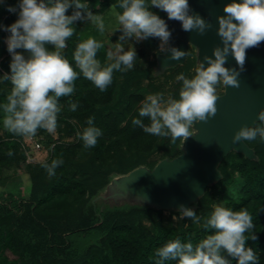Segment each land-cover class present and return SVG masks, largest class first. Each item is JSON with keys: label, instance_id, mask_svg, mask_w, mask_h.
Returning <instances> with one entry per match:
<instances>
[{"label": "trees", "instance_id": "obj_1", "mask_svg": "<svg viewBox=\"0 0 264 264\" xmlns=\"http://www.w3.org/2000/svg\"><path fill=\"white\" fill-rule=\"evenodd\" d=\"M87 2L89 6L99 5L93 11L106 20L111 12L122 11L111 8L119 0ZM9 5L17 6L18 0L0 3V24L4 26L18 18L17 13L7 10ZM73 10L69 8L66 14L71 15ZM152 11L166 22V12L155 6ZM85 21L74 22L76 31L63 50L78 73L72 54L76 44L84 40L81 26ZM8 35L0 28V77L10 74ZM102 44L97 59L104 66L110 63L109 49ZM156 48L158 38L143 40V45L135 49L134 67L126 72L114 71L112 83L103 92L81 74L74 82V93L58 100L61 111L57 116V138L53 139V133L44 129L37 130L52 143L44 159L27 161L29 150L36 148L35 142L30 146L22 136L6 130L0 134V264H156L155 250L168 240L179 238L183 243L195 245L210 234L211 230L203 225L216 195L225 201L226 207L248 209L256 226L253 230L256 239L246 240V246L253 248L259 264H264V141L259 137L246 142L254 149L256 158L230 151L218 166L221 177L207 185L203 194L191 203V209L201 217L199 224L181 218L176 208H170V213L164 215L165 209L130 195L116 200L106 196L114 177L141 165L152 168L159 160L183 152L182 139L173 144L170 136L145 133L132 123L133 118H140L139 108L148 95L163 93L166 99L169 96L178 99L183 82L177 77L183 73L191 78L198 66L191 47L184 63L160 72L156 58H148L150 52L154 51L155 56L160 52ZM17 51L28 55L23 49ZM11 87L10 81L0 78V104L5 102ZM73 102L78 105L76 111L69 108ZM89 117H94V126L102 130V135L95 147L85 149L77 132L88 127ZM140 119L146 125L150 123L147 118ZM9 151L13 155L9 156ZM57 158L63 163L50 176L41 162L50 163ZM10 170L11 173L7 172ZM19 170L26 173L29 190L24 188L22 179L8 180V174ZM12 221L17 236L4 226ZM223 254L231 264H237L226 252Z\"/></svg>", "mask_w": 264, "mask_h": 264}, {"label": "clouds", "instance_id": "obj_2", "mask_svg": "<svg viewBox=\"0 0 264 264\" xmlns=\"http://www.w3.org/2000/svg\"><path fill=\"white\" fill-rule=\"evenodd\" d=\"M4 3V0H0ZM167 13L170 20L181 22L186 32L195 31L204 35L212 28L211 23L199 14L190 11L189 0H119L111 8L114 11L117 27L121 35L115 43V51L107 52L110 63L102 66L97 59L98 50L104 45L94 38H88L76 44L73 59L79 73L63 55L68 47L66 41L76 29L74 22L86 20L96 26L103 34L106 29L101 14H94L87 0H18L17 6L9 5L7 10L17 13L18 18L10 25L0 24L9 33L6 44L11 55L10 74L5 73L4 81L11 82L5 102L0 104V122L3 128L15 135L33 137L38 129L53 133L57 128V116L61 111L58 100L70 96L75 91L74 82L82 76L91 81L100 91H105L113 81L114 71L126 72L134 67L137 53L129 44V39L137 42L150 37L160 40V52H170L169 59L181 60L187 52L169 45L171 31L164 19L152 11L153 7ZM73 8L71 15H67ZM224 15L217 17L219 36L222 46L213 48V56L205 55L195 69V74L187 78L181 73L177 79L182 81L179 98L163 93L148 95L139 108V117L132 123L140 126L145 133L159 137H171L174 144L178 139L183 142L197 132L192 129L194 122H207L217 113L216 86L238 88L240 71L244 70L246 50L258 47L264 42V0H231L225 4ZM192 47V46H191ZM190 47V48H191ZM17 49H23L24 55ZM235 58L236 68H227V57ZM207 64V67H205ZM222 93V92H221ZM78 105L70 103L71 111ZM260 124L241 126L232 137V142L255 141L257 137L264 141V109L258 112ZM88 127L77 136L83 141L85 149L96 146L102 130L94 126V117L87 120ZM33 142V141H31ZM36 148L40 142L36 141ZM13 155L11 151L7 153ZM63 163L62 159L41 162L48 174ZM181 218H189L195 223L201 222L196 211L183 205L179 208ZM204 228L211 230L199 243H183L179 238L168 240L155 250L156 264L175 261L176 264H231L223 253L237 261V264H259V258L253 248L246 246V240H255L253 217L247 208L233 210L224 204L213 205L212 211L204 221ZM246 233L248 235H246Z\"/></svg>", "mask_w": 264, "mask_h": 264}, {"label": "water", "instance_id": "obj_3", "mask_svg": "<svg viewBox=\"0 0 264 264\" xmlns=\"http://www.w3.org/2000/svg\"><path fill=\"white\" fill-rule=\"evenodd\" d=\"M231 0H189L190 11L199 14L211 23L212 28L204 35L195 31L186 32L181 22L166 19L171 31L169 45L187 52L196 49L198 63L205 55L213 56V48L222 46L216 33L217 17L224 15L225 4ZM239 2V0H237ZM170 52L157 54V69L182 64L181 60L169 59ZM214 58V56H213ZM207 67V64H205ZM227 68L239 71L235 58L227 57ZM240 86H224L217 93V113L207 122H194L196 135L183 142V152L173 158H163L154 167L141 165L112 179L118 189L114 195H130L159 209H179L181 205L192 208V202L203 194L207 185L221 177L219 164L230 151H237L249 158H256L248 143L232 142V137L241 126H255L258 112L264 109V42L246 50L244 70L238 77Z\"/></svg>", "mask_w": 264, "mask_h": 264}, {"label": "rangeland", "instance_id": "obj_4", "mask_svg": "<svg viewBox=\"0 0 264 264\" xmlns=\"http://www.w3.org/2000/svg\"><path fill=\"white\" fill-rule=\"evenodd\" d=\"M89 7H90V10L94 13L93 10L98 8L99 5H96V6L90 5ZM104 21H105L106 29H105V32L103 34H101L98 31V29L96 28V26L94 24H92L90 22L88 23L87 21H85V23L81 26L83 39L86 40V39H88L90 37L94 38L100 43H105L109 50L115 51L114 45L117 42L118 37L121 35V33L118 30L113 32V30L117 27V21H116L115 16L113 15L112 12L110 14H108V19L107 20L104 18ZM113 33L116 34V36L114 35V37H113V35H112ZM129 44L132 47H134V49H137V48H140L143 45V40L137 42L135 39H131L130 38L129 41L124 44V48H128ZM192 47H193V49L196 52L195 47L194 46H192ZM159 48H160V40L158 39V49L156 48V50H159ZM159 53H161V52H158V54ZM148 55H149L148 58L151 59V60L156 58V56H157V54L155 56L154 51L150 52ZM223 89H224L223 83L217 85L216 86V93L222 92ZM4 130L5 129L3 128L2 122H0V134H3ZM43 136H45V135H39L38 133H36V135L33 136V137H23L24 142L26 144H31L30 146H32V143L36 142V141L40 142V144H41L40 149L39 148H35V149L29 150V152H31V154L29 155V157H27V161H32L33 159L36 160V161H39V160L44 159L49 154V146L48 145L51 146L52 143L49 144L46 136L45 137H43ZM52 136H53V139L57 138V134H56L55 131L53 132ZM31 141H33V142H31ZM7 172L11 173V170L7 171ZM14 173H17V174L15 175ZM120 175H122V174H120ZM21 179L23 181L24 188L26 190H29V186H27V184L25 183L26 173L23 170H19L18 172L14 171V172H12V174H8V180H10V181H13V180H20L21 181ZM117 190L118 189L114 186L113 182L111 181L108 184V187H107V190H106V196L114 198L115 200L120 198V197H124V196L114 195L117 192ZM214 199H215V201L213 202L212 205H215V204H224L225 205V201L221 200L220 198H218L217 195H216V198H214ZM169 213H170L169 209H165L164 215H168ZM174 215L175 216H173V218L175 219L176 213ZM171 218H172V216H171ZM173 218H172V220H173ZM173 222H175V221L173 220ZM4 226H6V228L12 234L17 236L16 231H15V224H14L13 221L12 222H8Z\"/></svg>", "mask_w": 264, "mask_h": 264}]
</instances>
